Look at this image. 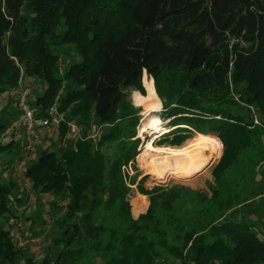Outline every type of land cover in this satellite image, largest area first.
Masks as SVG:
<instances>
[{
  "label": "trees",
  "instance_id": "16d2710c",
  "mask_svg": "<svg viewBox=\"0 0 264 264\" xmlns=\"http://www.w3.org/2000/svg\"><path fill=\"white\" fill-rule=\"evenodd\" d=\"M65 47L77 61L60 77ZM143 74L153 81L160 118L177 127L157 146L179 147L195 133L215 138L222 152L224 141L220 170L257 146L263 154L264 131L251 128L250 111L236 107L242 103L264 117V0H0V96L23 78L43 82L42 95L30 100L42 117L65 81L60 132L68 123L91 120L107 128L95 144L83 135L66 149L43 152L25 171L32 190L66 201L60 232L51 240L59 250L40 263L24 258L3 228L12 214L11 189L0 183V264H264V239L253 225L225 220L203 234L200 221L170 209L173 193L142 191L150 196L149 208L131 219L122 167L134 164L140 143L128 93L145 96ZM7 125L0 119V134ZM113 143L116 155L105 157L102 147ZM13 144H0V160L18 152ZM211 199L219 214L251 208L248 199L236 203L235 192L220 198L213 189ZM166 231L181 246L164 244ZM148 234H162L163 241Z\"/></svg>",
  "mask_w": 264,
  "mask_h": 264
},
{
  "label": "rangeland",
  "instance_id": "374dc122",
  "mask_svg": "<svg viewBox=\"0 0 264 264\" xmlns=\"http://www.w3.org/2000/svg\"><path fill=\"white\" fill-rule=\"evenodd\" d=\"M63 52L64 53H59V66H61V68L64 70L67 66L76 62L77 57L71 47H65ZM22 80H26V82L23 83H28V81H30L26 78H23ZM18 87L17 89H19ZM26 87L32 89L30 93L31 101H33V99L38 95H42L45 88L43 82L37 80L35 82L32 81L30 85H26ZM143 89L145 96H142L138 92L128 93V101L138 115V126L136 127V132L140 143L137 148L138 155L135 158L134 164H129L126 167H122V171L125 175V187L128 189L125 194L126 197L124 202L128 204V213L131 219L136 221L138 217L143 215L147 210V208L142 210L143 213H141V210L136 211L133 208V202L135 198H143L148 207L150 196L143 194L142 191L149 193V191L152 189H160L168 193H173L175 196L177 195V200L170 204V209L173 211L177 210V213H180L182 216H184L186 220H191L193 224H197L196 220L200 221V223L204 225L202 228L203 234H209V229L216 227L225 220L239 221L241 220L240 218H244L246 223L253 225L254 230H261L264 234V213H262L259 209H256L257 207L263 208L264 198L253 200V198H255V196H257L259 193L264 196V151L263 154H261L262 149L260 146L240 153L234 162H230L227 167L225 165V169L222 168L220 170L216 168L219 165L218 163H220L224 153L225 144L222 140V152L219 145L216 160L202 168L199 173L197 172L190 178H175L174 176H166L162 180L155 179L150 174H147L146 170L140 166L138 158L146 143L153 137L151 130H147L142 133V138L138 137L139 129L142 127V124L145 123V117L143 116V113H145L146 109L144 107L136 106L133 96L134 94L138 93L140 97L145 98L146 89L144 86ZM8 97L9 94L6 93L0 96V119L9 123L12 117L15 116L16 102L15 99L13 100L12 98ZM233 97V100L236 103H239L236 96ZM158 102H160V100ZM1 105L3 106L1 107ZM238 105L239 106H237L236 109H241L243 112L247 110L250 111V109L244 108L242 103H239ZM160 115L161 110L155 114V116L161 121L160 127L168 128L166 126L168 121H162ZM257 118L258 123H260L261 126H264V117L257 113ZM62 123H64V120ZM71 123L75 125L76 128H78L77 133L72 134L68 127L65 129L63 134L60 132V129L57 131V133L53 131L50 133L45 132L42 134L40 140L34 145L32 149L25 150L18 146L19 150L16 154H13L11 157L9 155L5 156L0 160V162H8L10 160V163L7 165L2 166L0 164V183L7 185L11 189L9 199L11 204L10 213L12 214H10L8 222L4 224L3 228L12 232L11 235L13 236V243L16 249L22 253L23 257L33 261H38V263L42 261L47 253L55 255V253L59 250L58 246L53 245V241L51 240L54 237L57 238L58 233L60 232V228L57 224L64 215L66 201L57 199L52 194H43L32 190L25 171H27L34 162H36L37 158L43 152H52L59 146L66 149L69 145L73 146L74 141L76 139H81L83 135H87L85 136L87 141L95 144L99 137L107 129L106 126H101L96 120ZM252 123L253 124L251 128L260 127L259 125L254 124L253 120ZM179 127L182 128L183 126L179 125ZM173 128L169 129L173 130ZM174 129H177V127ZM195 135L196 134L193 133L190 136V139ZM262 136L261 144L264 146V132ZM174 137L175 133L174 135L168 136L166 141H171ZM12 139L14 142L13 145H16L17 143L21 144L23 141L22 138L16 134L12 136ZM157 141L158 138L152 141L154 148H177L169 146H157ZM184 143L179 147H182ZM116 152V143H113L110 146L102 147L101 149V153L105 155V157L106 155L108 157H114ZM213 189L216 190V192L220 195V198H225L228 194L233 192L237 193L238 199L236 203L238 204H243L245 199H248L251 203L249 205V207H251L250 210L247 209L242 211L241 208L239 209V207H237V209H235L232 213L229 209L227 210L226 214L213 212V209L215 208V204L211 199ZM152 198H154V196ZM144 201L141 202V205L144 203ZM155 204L159 205L160 201L155 199ZM159 212L160 211L157 210L158 214ZM111 215L113 220L115 219L112 223H116L117 219L113 216V213ZM119 221L120 220L118 219V224ZM207 221L209 222V225H207ZM149 231L151 233L152 229L150 228ZM139 233L142 234L143 231L141 230ZM152 234H148L146 237H148V239L151 237L153 242L163 241L159 238V236L162 234L158 236H154ZM174 237V234L166 231L164 233V244L168 246H181L182 241H178L174 239ZM156 250L161 253L162 259H164V261L171 262V258L164 254L162 247L156 248ZM159 259L162 260L161 258ZM16 264H25V262L23 260H19Z\"/></svg>",
  "mask_w": 264,
  "mask_h": 264
},
{
  "label": "bare ground",
  "instance_id": "6f19581e",
  "mask_svg": "<svg viewBox=\"0 0 264 264\" xmlns=\"http://www.w3.org/2000/svg\"><path fill=\"white\" fill-rule=\"evenodd\" d=\"M143 86L146 89V97L142 98L138 93L134 94L136 106L144 107L145 123L139 129V136L147 130L152 131V139L148 141L139 154V163L147 174L155 179H164L166 176L175 178H190L197 172L216 160L219 143L215 138L197 134L195 138L186 141L182 147L174 149L154 148L152 141L169 133V128L160 127L161 121L155 116L161 110L160 102L152 89L151 81L143 74ZM135 92V91H134ZM162 151V152H161ZM161 154V155H160ZM143 198H135L134 209H139Z\"/></svg>",
  "mask_w": 264,
  "mask_h": 264
},
{
  "label": "built area",
  "instance_id": "2783aa9c",
  "mask_svg": "<svg viewBox=\"0 0 264 264\" xmlns=\"http://www.w3.org/2000/svg\"><path fill=\"white\" fill-rule=\"evenodd\" d=\"M57 72L60 77H63L62 74H64V71L61 66L58 67ZM65 84L66 82L63 81L62 89H60L52 105L48 108L46 115L39 117L37 116V109L30 104V93L32 89L24 87L23 85L21 86L19 81V89L9 92V97L15 99L17 112L0 134V144L13 142L12 136L16 134L23 140L21 144L17 143L18 146L22 149L29 150L38 143L43 133H50L51 131L57 132L64 120V114L59 112L58 99ZM246 108L250 109L254 124L259 125L264 131V126H261L257 121L258 118L255 110L252 107ZM67 126L72 134L77 133L78 128L75 125L68 123Z\"/></svg>",
  "mask_w": 264,
  "mask_h": 264
},
{
  "label": "crops",
  "instance_id": "0c3cea01",
  "mask_svg": "<svg viewBox=\"0 0 264 264\" xmlns=\"http://www.w3.org/2000/svg\"><path fill=\"white\" fill-rule=\"evenodd\" d=\"M145 75V74H144ZM150 81H151V84H152V89H153V91H154V88H153V81H152V79H150V78H148ZM27 80H30V81H28V83H23V82H26V80L24 81V80H21L20 81V84H21V86H22V84H23V86L24 87H26V85H30V83L32 82V80L31 79H27ZM155 92V91H154ZM156 94V93H155ZM8 98H10V97H8ZM14 100V99H13ZM3 105H1V107H2ZM15 106V105H14ZM160 106H161V104H160ZM1 110V109H0ZM9 110H11V109H9ZM7 111H8V109H7ZM16 112H17V110H16ZM16 114V113H15ZM60 129V128H59ZM55 133H57V132H55ZM197 135V134H196ZM193 138H195V136L193 137ZM193 138H191V139H193ZM190 139V140H191ZM187 141H189V140H187ZM61 147L59 146L56 150H53V151H57V150H59ZM169 149H172V148H169ZM258 195V194H257ZM260 198H264V196L263 195H260V196H255V198H253V200H259ZM144 201V200H143ZM139 209H135L136 211L137 210H141V213H143L142 212V210H145L146 208H148L147 207V203L144 201V203L141 205V204H139ZM133 208H135V207H133ZM256 209H259L262 213H264V206H263V208H259V207H257ZM139 214V213H138ZM137 214V215H138ZM258 231V230H257ZM258 235L261 237V238H263L264 239V234H263V232L261 231V230H259L258 231Z\"/></svg>",
  "mask_w": 264,
  "mask_h": 264
},
{
  "label": "water",
  "instance_id": "95a60500",
  "mask_svg": "<svg viewBox=\"0 0 264 264\" xmlns=\"http://www.w3.org/2000/svg\"><path fill=\"white\" fill-rule=\"evenodd\" d=\"M210 79H212V76L210 75Z\"/></svg>",
  "mask_w": 264,
  "mask_h": 264
}]
</instances>
